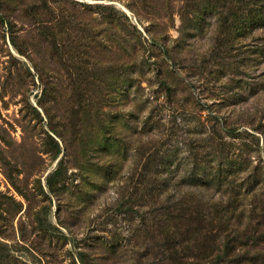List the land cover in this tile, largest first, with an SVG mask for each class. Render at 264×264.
<instances>
[{
  "label": "rangeland",
  "instance_id": "obj_1",
  "mask_svg": "<svg viewBox=\"0 0 264 264\" xmlns=\"http://www.w3.org/2000/svg\"><path fill=\"white\" fill-rule=\"evenodd\" d=\"M0 264H264V0H0Z\"/></svg>",
  "mask_w": 264,
  "mask_h": 264
}]
</instances>
